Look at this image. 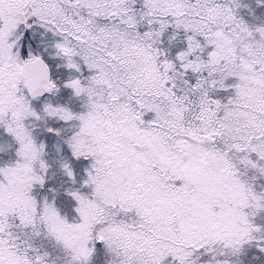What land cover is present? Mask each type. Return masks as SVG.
Segmentation results:
<instances>
[{"label":"snow or ice","instance_id":"obj_1","mask_svg":"<svg viewBox=\"0 0 264 264\" xmlns=\"http://www.w3.org/2000/svg\"><path fill=\"white\" fill-rule=\"evenodd\" d=\"M0 264H264V0H0Z\"/></svg>","mask_w":264,"mask_h":264}]
</instances>
